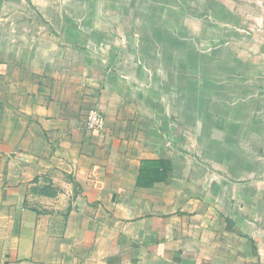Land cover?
Instances as JSON below:
<instances>
[{"label": "crops", "instance_id": "crops-1", "mask_svg": "<svg viewBox=\"0 0 264 264\" xmlns=\"http://www.w3.org/2000/svg\"><path fill=\"white\" fill-rule=\"evenodd\" d=\"M89 1L0 0V264H264V130L185 112Z\"/></svg>", "mask_w": 264, "mask_h": 264}, {"label": "rangeland", "instance_id": "rangeland-1", "mask_svg": "<svg viewBox=\"0 0 264 264\" xmlns=\"http://www.w3.org/2000/svg\"><path fill=\"white\" fill-rule=\"evenodd\" d=\"M92 1L94 4H89L93 8L87 16L103 18L105 32L119 39L117 45L125 46L121 63L130 61L136 65L139 58H133L135 47L128 48V41L139 35L136 50L144 49L149 54L145 59L149 66L167 68L163 76L169 94L176 92L177 87L183 90L182 104H192L185 112H192L195 105H199L200 113L215 114L236 107L237 114L241 112L245 117L233 123L235 127L248 131V137L254 131L264 130V0L89 2ZM126 52L129 57L124 56ZM153 74L158 75H149ZM132 75L144 77L143 73ZM240 93L242 100L238 98ZM248 140V146L255 142L251 137Z\"/></svg>", "mask_w": 264, "mask_h": 264}, {"label": "built area", "instance_id": "built-area-1", "mask_svg": "<svg viewBox=\"0 0 264 264\" xmlns=\"http://www.w3.org/2000/svg\"><path fill=\"white\" fill-rule=\"evenodd\" d=\"M105 118L96 111L90 112L86 119L85 127L88 131L101 132L105 128Z\"/></svg>", "mask_w": 264, "mask_h": 264}]
</instances>
